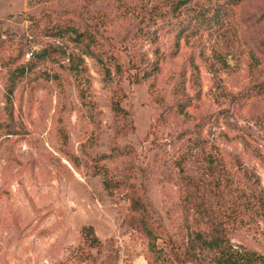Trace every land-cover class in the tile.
Wrapping results in <instances>:
<instances>
[{"label":"rangeland","instance_id":"1","mask_svg":"<svg viewBox=\"0 0 264 264\" xmlns=\"http://www.w3.org/2000/svg\"><path fill=\"white\" fill-rule=\"evenodd\" d=\"M150 234L264 255V0H0V264L152 261Z\"/></svg>","mask_w":264,"mask_h":264},{"label":"trees","instance_id":"2","mask_svg":"<svg viewBox=\"0 0 264 264\" xmlns=\"http://www.w3.org/2000/svg\"><path fill=\"white\" fill-rule=\"evenodd\" d=\"M108 69L104 68V75L108 74ZM7 93L11 92V87L7 88ZM6 99H8V94L6 95ZM114 109H118L117 102L114 103ZM105 183V182H104ZM134 205H138L140 208L142 207L139 203L136 202L135 199L132 200ZM82 231L90 237L91 240H95L96 237L92 231V227L90 225H86L82 227ZM206 244L213 245L216 244V239L205 241ZM148 249L151 250L154 254L152 261H147L150 264H165L162 260L163 250L160 247L155 246V235L150 234L148 238ZM218 256L216 259V264H264V255L256 253L254 250L239 251L237 249L229 250L228 247L220 246L218 248Z\"/></svg>","mask_w":264,"mask_h":264},{"label":"crops","instance_id":"3","mask_svg":"<svg viewBox=\"0 0 264 264\" xmlns=\"http://www.w3.org/2000/svg\"><path fill=\"white\" fill-rule=\"evenodd\" d=\"M122 264H150L143 257L137 256L131 259L130 261Z\"/></svg>","mask_w":264,"mask_h":264}]
</instances>
